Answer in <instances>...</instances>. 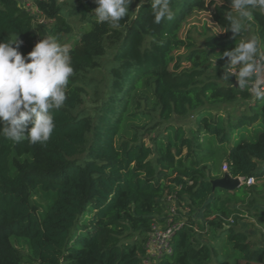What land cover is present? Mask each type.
Returning a JSON list of instances; mask_svg holds the SVG:
<instances>
[{"label": "trees", "instance_id": "16d2710c", "mask_svg": "<svg viewBox=\"0 0 264 264\" xmlns=\"http://www.w3.org/2000/svg\"><path fill=\"white\" fill-rule=\"evenodd\" d=\"M139 2L112 28L96 22L93 0H31L40 22L18 0H0V42L18 38L23 54L48 35L77 39L50 140L15 143L0 131V264H264V101L222 84L217 59L245 32L209 34L197 47L179 36L183 21L209 8L224 31L227 0H170L174 19L160 24L150 0ZM250 27L264 44V12ZM238 100L242 111L224 121L206 109ZM189 113L196 129L170 123ZM245 125L255 139L233 141L230 128ZM223 162L254 183L212 188ZM245 216L256 231L240 227ZM169 222L170 252L149 257L155 224Z\"/></svg>", "mask_w": 264, "mask_h": 264}, {"label": "clouds", "instance_id": "9594fccd", "mask_svg": "<svg viewBox=\"0 0 264 264\" xmlns=\"http://www.w3.org/2000/svg\"><path fill=\"white\" fill-rule=\"evenodd\" d=\"M96 22L118 28L129 13L133 0H93ZM146 0H140L142 7ZM225 3V0H224ZM226 19L233 38L246 32L257 11L264 12V0H227ZM154 23L172 21L170 0H150ZM18 38L0 42V125L3 136L15 143L45 145L56 127L52 110L67 99L66 88L74 74L70 46L55 35L42 37L23 54ZM220 79L256 100L264 101V44L256 36L241 40L231 50L219 54L225 59ZM234 77L236 85L231 84Z\"/></svg>", "mask_w": 264, "mask_h": 264}, {"label": "rangeland", "instance_id": "374dc122", "mask_svg": "<svg viewBox=\"0 0 264 264\" xmlns=\"http://www.w3.org/2000/svg\"><path fill=\"white\" fill-rule=\"evenodd\" d=\"M19 4L24 5L26 8H30L32 13L34 14L35 7L31 5V0H18ZM208 1V0H207ZM97 7L95 4L94 8L92 9V13L94 14V9ZM35 20L36 21H43L44 18L39 15H35ZM222 32V29L218 26V24L212 19L210 9L208 8L207 10H195L192 12L191 15H189L182 23L181 28L179 30V36L181 38L185 37H191L197 47H202L204 44V38L209 35V34H220ZM254 36L252 28L250 27L244 34L242 40L248 39L250 37ZM77 39L76 37H68L66 40H64V43L69 44L70 47L75 45ZM63 43V44H64ZM185 52L184 49H179L173 52V55L176 57L177 55H181ZM227 59V58H226ZM222 61L221 66L224 65L225 60ZM211 64H216L217 62L214 59L209 60ZM185 63V62H182ZM222 84L227 85V83L223 82L221 79L219 80ZM231 84L234 86L236 83L233 81V79L230 78L229 81ZM239 101H234L232 103H221L218 105H208L206 106V109L211 112V114H221L222 118L221 120L224 121L227 119V115H230L231 118H234V116L238 115L242 111L241 105H239ZM92 103L88 98H85L83 106L87 109H91ZM248 111V110H247ZM171 124L174 127H179L180 129L185 130L187 133L191 131L192 129H196V122H195V114L194 113H189L186 116H173L172 119L170 120ZM262 127V124H259V128ZM203 130V129H201ZM199 130V133L200 131ZM230 134L231 138L233 141L239 140L241 138H246L248 140H254L256 137V131H252L251 129L248 128V126L245 125V127L241 128L240 130L235 129V128H230ZM152 134V133H151ZM203 138V137H202ZM146 142L149 143L148 138H146ZM227 147V145H226ZM185 148L183 149V153L185 152ZM262 160H259V169L264 170V163L261 162ZM263 164V165H262ZM218 165L215 164L213 168H216ZM221 171H225V165L224 162L220 165ZM216 170V169H215ZM256 208L262 212H264V202H257ZM171 206L175 209L176 207L174 206V202L170 203ZM194 217L200 218L201 215L200 213H194ZM172 220V217H169V221ZM178 223L181 222V220H177ZM240 224L241 226H244L247 230L254 232L258 228L256 225V221L248 216L242 217L240 219ZM167 225V223H166ZM155 232L160 231L163 229L162 225L155 224ZM260 232V231H259ZM258 233V232H257ZM154 232H152L149 235V238L152 237ZM148 238V239H149ZM260 238V243L264 244V241ZM21 250L25 251L23 247H20ZM148 255L152 256L151 251L149 250ZM243 262L240 261L239 264H242Z\"/></svg>", "mask_w": 264, "mask_h": 264}, {"label": "built area", "instance_id": "2783aa9c", "mask_svg": "<svg viewBox=\"0 0 264 264\" xmlns=\"http://www.w3.org/2000/svg\"><path fill=\"white\" fill-rule=\"evenodd\" d=\"M233 81L236 83L235 78L232 77ZM240 181L243 183L245 182L246 185H251L254 183V180L252 178H248L247 180H244L241 177H238ZM173 212V209H172ZM173 230V225L168 223L166 228L161 229L160 231L155 232L154 227V234L152 237H150L147 241V251L149 250L152 253V256L149 255V257H160L162 253L170 252L171 245H170V237Z\"/></svg>", "mask_w": 264, "mask_h": 264}, {"label": "water", "instance_id": "95a60500", "mask_svg": "<svg viewBox=\"0 0 264 264\" xmlns=\"http://www.w3.org/2000/svg\"><path fill=\"white\" fill-rule=\"evenodd\" d=\"M210 182L212 188L218 187L223 190H233L242 184L238 177H232L227 171H224L222 176L212 179Z\"/></svg>", "mask_w": 264, "mask_h": 264}, {"label": "crops", "instance_id": "0c3cea01", "mask_svg": "<svg viewBox=\"0 0 264 264\" xmlns=\"http://www.w3.org/2000/svg\"><path fill=\"white\" fill-rule=\"evenodd\" d=\"M261 162L264 163V160H262ZM258 165H261V163H259V161H258ZM262 165H263V164H262ZM239 225H240L241 228L246 229L244 226H241V224H240V220H239Z\"/></svg>", "mask_w": 264, "mask_h": 264}]
</instances>
